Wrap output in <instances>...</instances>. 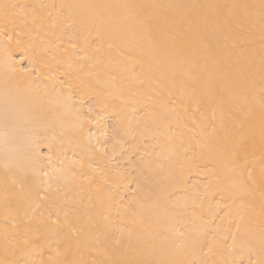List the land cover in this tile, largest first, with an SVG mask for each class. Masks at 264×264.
Listing matches in <instances>:
<instances>
[{
  "label": "bare ground",
  "instance_id": "6f19581e",
  "mask_svg": "<svg viewBox=\"0 0 264 264\" xmlns=\"http://www.w3.org/2000/svg\"><path fill=\"white\" fill-rule=\"evenodd\" d=\"M6 13L89 90L84 116L97 98L115 110L88 124L77 90L21 78L0 42L2 264H212L235 258L234 233L264 259V0H0V26ZM89 32L100 62L81 68L68 41ZM173 84L175 111L160 103Z\"/></svg>",
  "mask_w": 264,
  "mask_h": 264
},
{
  "label": "snow or ice",
  "instance_id": "6c2138e0",
  "mask_svg": "<svg viewBox=\"0 0 264 264\" xmlns=\"http://www.w3.org/2000/svg\"><path fill=\"white\" fill-rule=\"evenodd\" d=\"M17 6L13 5L12 8L15 9ZM5 23L3 26H0V42L7 41L5 45V57L7 60L12 62V69L15 73H18L21 78H28V79H41L43 81H48L53 84L55 87L56 85L60 86V89H68L70 95H72L73 90L78 91V95H76V102L80 106L77 109L78 114L83 117V119L88 123L95 125L97 128H102L104 125V121L108 116L109 111H114V106L111 103V100L99 99L96 100V107L93 108L89 106L88 108V115L84 116V114L80 111L85 104L91 100V94L86 87H81L82 82L73 83L72 80L69 78V74L63 70L60 66V62L57 61L55 64H49L41 59L39 51L28 42L24 41L21 37L24 35L23 29H17L16 20L11 18L8 13L5 14L4 17ZM32 20H35V17H32ZM11 23L13 25L12 28L8 27V24ZM24 27L28 26V14H24V19L20 21ZM91 33L89 32L88 35L82 36V42H77V38H70L68 43L70 48L72 49L71 53H69V60L71 62H76L73 58H78L80 63V67L83 68L86 65L91 68L95 66V63H99V56L98 53L100 51L99 47L93 48V45L97 43L96 39L90 38ZM99 39V37H97ZM13 41H15V47H11ZM67 52V49H65ZM119 54V53H117ZM18 56L19 59L16 60L14 57ZM95 62V63H93ZM26 65V66H25ZM89 77L93 75L91 71L87 73ZM145 80H139L140 85H145ZM148 87H151V84H148ZM177 86L175 84L172 85L171 88H167L168 92V99H161L160 103L162 106H172V110L175 111L176 101L172 100L171 97L174 95L173 89H176ZM159 96L160 93L157 92ZM181 97H186L188 100H191L195 105L194 111L199 110L200 100L196 99L193 96H187L184 91H180ZM184 112L187 113L189 109V105L187 103L183 104ZM179 113L177 116L179 117ZM195 123V120H193ZM119 141L116 142L118 144ZM116 144L113 145L114 149ZM97 152H100L104 155H107L106 148L104 146V142H101L99 139L97 140V146L95 149ZM87 179V177H85ZM49 220L53 225L58 224L57 219H52L49 216ZM239 228V225H237ZM25 246L32 247L33 242L24 241ZM224 244H227V237L223 240ZM236 235L235 233L232 236V244L228 248L229 253H231L235 258L224 261L218 260L213 261L212 264H264V259L259 261L253 260L251 255L245 256L243 252H237L236 250ZM208 251L211 253L213 252V246H210ZM261 251L264 253V233L261 236ZM2 264V262H0ZM24 264H36L35 261H25ZM40 264H44L43 261ZM49 264H52L50 261ZM79 264H84L83 261L79 262ZM207 264V262H205Z\"/></svg>",
  "mask_w": 264,
  "mask_h": 264
}]
</instances>
